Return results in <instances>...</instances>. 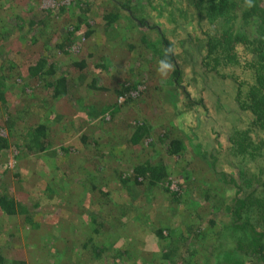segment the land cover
<instances>
[{
	"label": "rangeland",
	"instance_id": "obj_1",
	"mask_svg": "<svg viewBox=\"0 0 264 264\" xmlns=\"http://www.w3.org/2000/svg\"><path fill=\"white\" fill-rule=\"evenodd\" d=\"M74 1L0 0V64L12 63L21 74L3 79L0 134L8 137L9 147L0 151V193L6 186L33 207L45 197V182L62 177L60 192L48 193L51 202L33 207L34 222L8 220L0 211V250L26 264H166L164 253L172 264H226L223 256L229 259L227 252L235 249L234 234L225 228L219 238L213 232L229 223L223 205L236 184L247 177L256 181L264 166V129L250 127V116L235 101L234 84L202 64L207 38L190 0H133L129 8L139 15L132 19L143 23L137 28L133 21L131 30L125 29L124 12L119 21L104 23L101 16L112 8L108 0H92L86 14ZM254 21L248 34H254ZM161 34L171 44L169 61L179 69L177 76L174 68L166 76L157 72L162 59L156 58L155 40ZM142 35L153 42L142 43ZM45 55L68 83L66 94L55 99L26 72L31 61ZM135 82L131 98L123 101L116 90ZM7 120H15L11 130ZM33 123L48 128L44 151L25 150L29 137L20 134ZM135 126L145 130L138 142L131 136ZM248 128L251 147H258L255 158L240 156L231 142ZM81 134L89 136L87 145L80 143ZM175 138L182 146L172 154L169 142ZM147 161L165 165L163 187L149 186L147 179L136 183L133 169ZM192 185L216 193L195 202L187 194ZM57 204L58 216L51 208ZM96 217L104 225L101 233L88 226ZM209 219H217L214 226ZM51 220L57 221L51 225ZM27 225L48 245L31 242ZM166 227L173 239L161 240L155 232ZM179 234L183 239L175 240ZM89 237L97 255L83 249Z\"/></svg>",
	"mask_w": 264,
	"mask_h": 264
},
{
	"label": "trees",
	"instance_id": "obj_2",
	"mask_svg": "<svg viewBox=\"0 0 264 264\" xmlns=\"http://www.w3.org/2000/svg\"><path fill=\"white\" fill-rule=\"evenodd\" d=\"M91 1L92 0H75L74 3H82L80 8L84 11L83 13L86 14L85 11H87L88 4ZM132 2L133 0H108L112 8L110 10L107 9L101 16L104 23L110 25L112 22L119 21L121 18L120 12H124L128 15L127 22L129 21V23H126L125 29L131 30L133 27L130 24L134 21L132 19L133 16H136V14L139 15L137 11L136 14H134L133 8H129ZM190 2L197 13L202 30L201 32L206 35L207 38L206 53L202 58V64L207 71L215 72L219 76L229 79L234 84L236 88L235 101L238 107L250 116V127L253 129H264V0H251L250 6L247 0H190ZM85 5L86 9L83 7ZM58 10L61 13L64 11V8L61 7ZM83 13L80 15L81 18L77 19L78 22L85 16ZM28 21V25L32 26L34 21ZM251 21H254L256 24L254 34H248L246 29L248 23ZM140 22L141 23L137 25L136 21H134L137 28L142 26L143 20H140ZM78 26L79 25L76 24V26H73V30L68 32L66 37L67 40H70L68 36H71L72 32L79 28ZM152 29L155 32L157 30L155 27H152ZM157 32L159 33V30H157ZM162 35L163 34H161V39L155 40V45L156 42H159L158 51L155 52V54H157L156 58L160 59H164L165 52L171 49V44ZM140 39L142 43L153 42L150 41L149 38H146V35H142ZM58 47L62 49L63 43L59 44ZM167 59L173 60L174 57L173 55H168ZM31 62V64L27 65L26 72L31 79H35L37 86H41L43 89L50 92V97L53 99L66 94L68 90L66 77L58 73L53 58H49L45 55ZM225 68H236V70L233 72H224L223 69ZM0 69V99L2 103L6 104V90L3 86V79L8 78L9 74L12 75L13 78H20V68L15 67L12 63L5 64V62H2L0 64ZM178 73L179 69L174 68L173 74L177 76ZM136 86V82L128 86L125 85L121 89H117L116 93L122 96L123 101H126L127 98H131L128 91ZM80 100L81 99H78L77 103H81ZM108 109L113 116L112 108L109 107ZM14 122L15 120L6 121L8 129H12L11 126L14 125ZM29 128L30 130L28 129L25 134H23L25 131L20 134V136H25L27 134L29 137L25 150H27V152L46 150L49 142V137L46 133L48 128L43 123H33ZM251 128L237 132L231 139L234 149L244 158H255L254 149L258 148L257 146L251 147L253 145L251 136L249 135V129ZM50 130L51 129H49V132ZM142 132H145L143 126H135L134 131L131 133L132 141L138 142ZM88 139L89 136L87 134H81L79 138L83 146L88 144ZM169 144L172 148L169 152L172 154L181 150L182 143L179 139H172ZM247 146L251 148V152H247ZM8 147V137L0 134V151L6 150ZM98 163H94L95 165L93 167L97 168ZM150 163L151 162L147 161L134 167L133 171L136 183L147 179L149 186H152V184H160L163 187L165 181H167L168 174L165 165L162 163ZM258 170L256 181H251L249 177L244 179V181H240L236 184L237 190L234 194H232L228 200L224 201L223 213L227 215L225 218L229 219V223L223 225L214 232L213 229H211L216 237L218 236L219 238L224 237L226 233L225 228L228 229L229 233L234 234L235 249L233 246L231 250L227 252L231 255L229 259L226 258L225 254L223 256L224 259L222 262L226 264H264V178L261 177V174L264 172V166L259 167ZM55 171L53 169L54 175H56ZM59 178L60 180L57 183H54L56 182L55 178H52L49 183L45 182V197L43 198L46 200L35 201L33 207L38 208L42 203L51 202L48 198V193L57 194L60 192L62 177L59 176ZM125 179H127V177H121L122 182H125ZM164 189L168 190L167 187H164ZM2 190V193H0V211L8 220L18 216L21 221H35L36 217L35 213L32 212V205L29 207L27 203L17 200L8 187L3 186ZM98 191L102 195H107L103 189H99ZM171 193L172 195L178 194L172 191ZM199 193L203 196H200ZM215 193L204 189L197 190L195 185H192L190 191L187 192V194L194 198L193 201H198L199 203L209 198L210 195L214 196ZM51 208L54 209L55 215H60L62 210L60 207L58 208V204L56 207ZM96 218L88 221V226L91 229H95L96 232L101 233V229L104 225L99 221L98 217ZM197 218L199 219V215H197ZM56 221L57 220H51L47 222L54 225ZM216 221L217 219H209L210 226H214ZM27 226L31 228V232L28 234L31 242L34 244L36 242L40 246L43 244L45 246L48 245L41 241L40 236H38L39 234L35 233L37 231H34L33 227L30 225ZM165 230L168 231L167 236L163 235ZM70 233L73 236L75 235L73 231H70ZM155 233L161 240L171 237L173 239V234L167 227L165 229L159 228ZM174 239L181 240L183 236L179 234ZM92 241L93 239H91V237L87 238L82 244L84 245L83 249H90L97 255L98 247L94 245ZM172 248H175L174 241L172 243ZM169 252L172 254L171 250H169ZM56 254H59L58 251H56ZM163 258L167 260L166 264H172V257L169 253H164ZM178 258L180 259V257ZM0 264L26 263L24 260L9 258L0 250ZM216 264H219L218 260H216Z\"/></svg>",
	"mask_w": 264,
	"mask_h": 264
},
{
	"label": "clouds",
	"instance_id": "obj_3",
	"mask_svg": "<svg viewBox=\"0 0 264 264\" xmlns=\"http://www.w3.org/2000/svg\"><path fill=\"white\" fill-rule=\"evenodd\" d=\"M249 6L251 5V0H247ZM168 55H170V51L165 52V58L158 61L157 72L161 73L162 75L166 76L168 71L173 70L174 65L167 59ZM163 70V72L161 71Z\"/></svg>",
	"mask_w": 264,
	"mask_h": 264
}]
</instances>
